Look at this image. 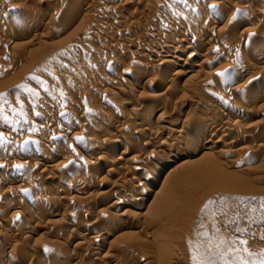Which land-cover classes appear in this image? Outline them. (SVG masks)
<instances>
[{
	"label": "rangeland",
	"instance_id": "rangeland-1",
	"mask_svg": "<svg viewBox=\"0 0 264 264\" xmlns=\"http://www.w3.org/2000/svg\"><path fill=\"white\" fill-rule=\"evenodd\" d=\"M192 1H187L188 6L175 4L169 7L172 0H123L122 2L125 6V10L115 19V16L109 12L110 8L117 6L115 0L99 1L97 9L99 8L102 11L98 9V13L85 10L83 6L84 0L75 1L76 3L73 4L71 8L69 7L70 0H0V11L2 9L4 11L7 10V12L16 10L15 20L12 23H7L5 19L2 20V23L5 21L2 25L5 27V30L8 31L3 33L4 35L0 40L2 41L0 42V69H2L0 70V94H3L0 96V130L6 133L3 135L4 142L0 143V162H8V165L0 167V195L3 194L6 196L4 199L5 202H3V200L0 202V228H9L10 232L12 231L2 236V238L0 236V264H7L8 253H12V257H15L13 256L15 254V258H19V260L14 258L16 260L14 264H45L46 262H51L50 259L56 256L57 260H55V264H88L91 260L93 264H143L145 259L141 258L139 260L143 253L140 252L139 256L137 252L139 250L147 251V249L154 253L152 254L151 251H149L153 257H151V260L150 258L149 260L147 259L148 262L146 261L147 263L145 264H171V262L175 264H193V255H195L198 260H204L206 264H212V262H214V264H258L259 260L262 259L260 253L264 252V207H261L262 203H264V105H262L264 104V99H259L260 102L257 103L256 101L253 102L254 97H252V89L246 91L237 87V85L239 86L242 81L247 80V78L253 74L258 73L261 75V78L264 76V59H258L255 53L260 46L262 48L264 45L260 42H264V17L254 19L251 15L248 16L250 12H245L247 14L244 12L241 13L239 9V13L236 8L241 5H248L247 7H249L250 11L255 10V8L263 9L264 0H213V2H217V4L221 3L222 5L217 6L218 8L215 7V9L209 7V3L212 2V0ZM236 5L238 7H236ZM220 7L222 9H220ZM76 9H78L77 11L81 10L79 16H75ZM193 9H195V11H193ZM99 11H101V14ZM174 12H180L181 15L174 16ZM64 13H66V15ZM83 13H85L84 16L87 17L81 16ZM238 14L241 15L239 16ZM25 16L28 22H24V25L21 26V20ZM50 16H54L52 20H49ZM245 16L246 18H244ZM115 20L120 21V23H113ZM238 21L244 24V26H242L243 28H239L241 23ZM102 23L105 24L108 29L110 28L109 31L112 34L125 32L126 29L127 31H132L135 28H141L140 31L145 30L147 33L146 35L144 34L143 37L146 39L140 42L138 41L136 47L130 48L132 52L135 50L138 51L139 48L144 49V52L132 56L130 52L122 53V50L119 51L118 49H114L112 46V43H114L113 40L119 37L98 36L100 39H97L98 37H96L97 35L95 34L96 30H93V26L91 27V25H102ZM201 23L207 24L208 26L210 25L209 29L211 28L213 31L209 33L207 29L205 32L208 33L202 34V36L208 41L210 39L209 45L211 47L214 46V48H212L215 51L212 49L208 56L205 55V58H203L204 56L199 59L195 58V61L198 59V62L204 65L202 64V67L195 68L192 72L195 76L193 78L195 79L194 84L189 85L184 83L185 79H178L174 84L175 87L172 88L173 91L169 94L170 96L167 102L166 100H160L157 103H153L152 97L150 98V96L155 93H164L167 86V82L158 83L157 81H152V77L157 74L161 76L164 74L160 65L159 68L157 67L161 59H159L160 57H158V55L154 54L156 51L155 48L164 42L163 37L167 32L173 31V34L178 38V36L195 31V24ZM37 24H44V26H47L43 29L42 33L44 37L40 40L38 37H34L36 34L32 31L33 26ZM231 26L233 30L235 29V33L239 34L240 32H244L241 39V43H243H240L241 47L239 46L234 52L228 51L229 44L232 45L236 43L238 45V42L230 37L232 33ZM90 27L91 29H89ZM17 29L19 30L17 31ZM243 29L245 31H243ZM90 30L94 34L90 33ZM227 31H230V34L229 32L227 33ZM227 34L229 36H227ZM253 36L254 38H252ZM246 37H249V40ZM244 38H246V40ZM119 39V42L123 46L129 44L126 37H121ZM253 39H257V41L255 40L256 42L254 41V43ZM242 40H245V43L246 41L249 43L247 42V45L244 46V41ZM220 42H224V44L222 43V45L217 48L219 49L221 47V49H219V55L215 45H220ZM250 44L253 46L251 49L252 51L249 50L251 47ZM254 44H258L259 47L256 48V45L254 47ZM223 45H227V47L224 46L227 50L223 49ZM165 46L163 55L172 51L174 48V45L171 43ZM242 49L247 53L244 59L239 60L238 52ZM97 50H102V54L98 55ZM223 50H225V53H223ZM227 51L228 53H226ZM248 52L250 53L248 54ZM176 55L181 59H173L171 65L175 63L182 64L183 60L186 61L187 55L189 54L179 53ZM254 55L256 57H253ZM116 59H118L119 65L114 63ZM204 59H207L205 60L206 62ZM240 61L242 62L240 63ZM207 63H211V66L215 64V66L211 67ZM146 64L147 66H145ZM103 75L108 77V80L112 79V81H114V79H116V83L114 85L106 83L108 80L105 79L106 77L103 78ZM33 77H35V79H33ZM260 77L259 79H261ZM117 78L136 80L134 86L128 89L129 86L123 81L117 80ZM100 79H102V81H100ZM105 80L107 81L104 82ZM100 82L102 83L100 84ZM258 83H260V80ZM119 89H122V91L123 89L124 91L126 90V95L119 96ZM91 101H100V104H97L100 109L98 108L99 110H95V106L94 109L93 107L89 109L88 107ZM125 102L129 105H138V107L140 106L142 109L149 106H153V108L157 106L156 109L158 111L156 116L163 115V117L165 116L167 119V122L163 124V126L171 125L175 120L183 123L184 126L189 123L197 124L198 122H195L196 120H198L199 123H208V120L212 118V123L219 124L227 122L230 127L228 130H224L225 132L219 130L218 127H214L210 130V135L207 136V143L205 140L196 142L195 145H193L195 146L193 151L196 150L195 154H197V156H199L200 152L197 150L198 148L200 149V147L205 144L211 145V141L216 140L217 137L223 141V144L220 143L215 145L210 151L212 152L210 153L211 156L207 154L208 156L206 155V158L204 157L198 164H190V167L187 165L188 168L185 165V167L182 166V168L179 159H176L177 161L173 158L170 159L171 155L168 154L170 145L162 147L161 149H153L152 146H150L140 151L141 146L137 143L138 140L135 141L133 147L135 150L137 148V150L132 152V156L137 155L141 158L146 157L145 160H152V158H154L153 151L160 150L159 152H163L160 153V155L162 154L161 158L163 162L167 160L175 161L176 172L173 171L174 173L171 174V176L170 173L172 172H170L169 169H164V172H162L154 188L155 191H158V188L159 191H161L160 186L166 187L167 193L165 194L166 197L164 198L162 211L157 213L156 217H145V219L143 217L137 220V223L136 220L133 221L128 218H120L124 223L126 222L125 224L123 223L125 227L128 225L130 229L123 230V227H116L119 231L117 230L118 232H114L116 229L115 227L112 228L111 232L113 234L109 240L99 243L98 245L99 250L96 256L102 260V262L99 260L95 261L93 259L94 255L92 256L84 245L86 235H84L81 230H73L71 228L73 226L68 225L66 228L60 227V229L56 227V224L59 222L61 224V221H63L60 214H62L61 212L64 210L63 207H65V205L71 207L72 205L78 206L80 204L79 210H76L74 213V215L78 214L74 216V223L79 222L78 224L85 228L90 226L93 222H98L97 230L99 231H97L96 234H100L104 229L108 228L104 225V221L106 220L107 222L112 218L110 217L107 220L104 214L106 212L111 214L115 213L118 216L117 212L120 209V204L124 200V197L118 198L119 196H114V194L111 193L113 182L119 184L121 181L124 182L137 174H139L141 179L146 178L144 174L140 175L139 172H136L137 174L135 172L132 173L130 170L131 173L129 172L128 174L126 172L123 174L124 171L121 170L122 173L119 171L121 174L116 175L117 177H108L106 170L109 163L102 164V162H97L99 154L93 152L89 153L87 151L84 152L85 150L81 148L84 145H82V142H84L83 139L86 142L88 139L92 138L97 140V143H101L103 140V137L98 136L99 132L95 130L91 124V121L98 115V112H102L100 114H105V118H108L110 115L117 113L120 104L127 105ZM208 103L209 105L213 104L212 106H215L214 112L209 119L208 117L206 118L204 111ZM230 104L234 107L228 108V106H231ZM242 108L248 109L250 111L249 114L243 115V113H241ZM94 110L98 112L95 113ZM67 112L74 114L76 119H80V122L76 123L74 118L68 116ZM37 113H39V115H37ZM125 113L119 115L120 118L118 119L120 122L122 121L121 124L123 123L126 127L127 125L128 127L131 126L129 125L132 124L131 122L135 124V121H133L135 114L131 113L130 116H128L129 113ZM106 115L109 116L106 117ZM156 116L153 117V121L156 119ZM57 120L65 121L66 132H60L59 134V132L44 131V125L46 126L48 123L52 125ZM136 122L138 124L140 123L139 121ZM80 123H88V125H81ZM89 124L91 127L88 128L87 126H89ZM148 127L147 125V128ZM5 129L8 131L6 132ZM90 130L92 132L97 131L98 133L92 134ZM175 132L173 134H175ZM52 134L58 137L55 136L53 139L54 136ZM73 134H75L76 137H74ZM122 134L123 133H119L117 135V140H119V142H117V145H119V152L122 151V144L125 142L124 140L126 138L125 135ZM6 136L10 138L7 139ZM179 143L175 148L177 151L184 154L185 151H187L184 147V141L180 139ZM136 144L139 145V147ZM53 147L56 148V151H58L57 149H59V151L61 150L57 152L60 155H58L59 158H56ZM223 151L225 152L221 153ZM177 155H175V157ZM68 156H70L69 159ZM80 157H84L87 160L89 159L88 161L96 166V171L98 172H96L97 174H91L89 171L88 175L83 179L84 183H80L83 187L85 185V187L95 192L94 196L88 199V202H85L86 204L81 202L83 196L75 191L76 186L79 185V183L75 182L76 176H80L83 170H80L81 167L78 165L68 164L71 158L77 159ZM38 159H47L52 162L55 160L52 163V165H54V163L57 165V169L55 170L64 173L65 179L67 176L68 180H66H70V184L73 185L71 187L62 188L64 186V181L54 180V176L56 177L58 174H56V171L53 174H48L47 172L41 174L40 169H31L32 165ZM23 162L27 164L23 165ZM177 163L181 169H179ZM70 167H73L74 170L71 169L73 171H69ZM75 168H78V171H76ZM58 169L60 171H58ZM39 173L41 177L38 175ZM176 173L179 175H176ZM36 174L38 176H36ZM122 175H124V177H122ZM166 175L168 177L167 179ZM173 175L174 183L173 181L171 182V180H173ZM33 176L36 178L32 179ZM104 176L106 177L105 179ZM175 176H181L180 181L179 177L176 178ZM119 178H121V181H118ZM47 181L57 184H55V189L53 191H59V195L57 193L55 204L50 208V210L57 212V216L47 217L40 212H36L41 214L44 218L40 217L39 220L28 219V224H26L25 221L14 217L11 210L6 208V212L4 203H7V201L14 207L18 203V208H15L23 212H27L30 204L38 202L40 198L46 201L47 197L49 198L53 194V191L52 194L50 191L46 193L47 191L45 189L43 191V184ZM33 189H35V191H33ZM29 191L33 192L30 193ZM40 191L43 193L42 195ZM46 194L50 196H46ZM43 195L44 197L42 198ZM156 197L158 196L154 198L149 197L147 205L150 202L152 205L153 202L157 201L158 198ZM86 209L89 211L87 215ZM36 213L34 212V214ZM112 215L116 217V215ZM24 222L27 225L26 227ZM15 223L16 226L18 225V229ZM23 224L24 227L22 228ZM35 224H37L36 227L34 226ZM19 228L23 230L21 229L20 232ZM140 228H144V230L149 229L143 232L138 230ZM50 229L56 230L54 238L56 241L58 240V244H56V246L53 245V248L50 243H52L54 239L50 237ZM58 229L61 230L60 232L64 229L63 231L65 233H60ZM13 230H15L14 234ZM125 232L128 234L123 235ZM136 240L138 242H136ZM241 241H246V243H241ZM22 244L23 246L26 244L25 249L21 248ZM110 245L113 247L111 248ZM46 248L48 251L44 250ZM21 249L26 251L22 254L20 252ZM51 250H53V252ZM19 254L22 255L20 256ZM49 254L50 259L47 258ZM124 258L125 260H123ZM120 260H123V263Z\"/></svg>",
	"mask_w": 264,
	"mask_h": 264
},
{
	"label": "bare ground",
	"instance_id": "bare-ground-1",
	"mask_svg": "<svg viewBox=\"0 0 264 264\" xmlns=\"http://www.w3.org/2000/svg\"><path fill=\"white\" fill-rule=\"evenodd\" d=\"M26 1V0H25ZM28 1V0H27ZM41 1V0H40ZM71 2H69L70 3V8L71 7H73V4H75L76 2L75 1H77V0H70ZM99 1H101V0H84V4H83V6L85 7V10H88V12L89 11H94V12H96V13H98V9H97V4H98V2ZM123 0H115V2L117 3V6H113V8H110V10H109V12L113 15V16H115V19H116V17L118 18V15L119 14H121V12L123 11V10H125L124 9V4H123V2H122ZM134 1V0H133ZM187 1H192V0H187ZM215 1V0H214ZM20 2V1H19ZM23 2V1H22ZM126 2V1H125ZM131 2V1H130ZM193 2V1H192ZM68 3V4H69ZM83 3V2H82ZM194 3V2H193ZM209 3V2H208ZM127 4H128V1H127ZM188 4V3H187ZM215 5L216 7L217 6H222L221 5V3L220 4H217V2L215 3V2H213V0H212V2H210L209 3V7L210 8H212L211 7V5ZM236 4V3H235ZM235 4H234V6H235ZM244 4V3H243ZM114 5H116V4H114ZM27 6V5H26ZM248 6V5H247ZM247 6H245V5H241L240 7H238L237 5H236V7H238V8H236V9H240V12L242 13V12H250V14H248V16H250L251 15V17H253L254 19L255 18H258V17H264V8L263 9H256L255 8V10H252V11H250L249 10V7H247ZM66 7V6H65ZM80 7V6H79ZM261 7H263V6H261ZM16 8V7H15ZM83 8V7H82ZM218 8V7H217ZM1 9V8H0ZM22 9V8H21ZM63 9V8H62ZM61 9V10H62ZM79 9H81V8H79ZM220 9H222L221 7H220ZM219 9V10H220ZM251 9V8H250ZM68 10V9H67ZM71 10V9H70ZM78 9H76V12H75V16H79L80 15V12H81V10L80 11H77ZM83 10V9H82ZM99 10H101V9H99ZM233 10H234V8H233ZM2 11V12H1ZM0 11V34H1V36H0V40H1V37H3V33L6 31L5 30V27L2 25V24H4L5 23V21L2 23V20L3 19H5V20H7L6 22L7 23H12L14 20H15V16H16V10H13L12 12H7V10H1ZM102 11V10H101ZM101 11H99V13L101 12ZM218 11V10H217ZM64 12V11H63ZM70 12V11H69ZM239 12V11H238ZM239 12V13H240ZM67 13V12H66ZM66 13H64L65 15H66ZM86 13V12H85ZM85 13H83L81 16H83V17H87V16H84L85 15ZM123 13V12H122ZM101 14V13H100ZM109 14V13H108ZM245 14H247V13H245ZM43 15V14H42ZM72 15V14H71ZM88 15H89V13H88ZM98 15V14H97ZM239 16L241 15V14H238ZM242 15H244V14H242ZM68 16V15H67ZM235 16V15H234ZM48 17H49V15H48ZM54 17V16H53ZM52 16H50V18H49V20L51 19L52 20V18H53ZM65 17V16H64ZM120 17V16H119ZM230 17V16H229ZM237 17V16H236ZM113 18V17H112ZM241 18V17H240ZM243 18V17H242ZM244 18H246V16L244 17ZM243 18V19H244ZM87 19V18H86ZM119 19H121V18H119ZM88 20V19H87ZM249 20V19H248ZM252 20V19H251ZM262 20V19H261ZM68 21V20H67ZM234 21V20H233ZM24 22H28V20H26V16L25 17H23L22 18V20H21V26H23L24 24ZM100 22V21H99ZM120 23V21H118V20H115V21H113V23ZM235 22V21H234ZM233 22V23H234ZM239 22V21H238ZM90 23V22H89ZM96 23H97V21H96ZM110 23H111V21H110ZM122 23V22H121ZM174 23V22H173ZM198 23V22H197ZM239 23H241V22H239ZM26 24V23H25ZM123 24V23H122ZM172 24V23H171ZM176 24V23H175ZM174 24V25H175ZM259 24H261V23H259ZM6 25V24H5ZM45 25H46V23H45ZM48 25V24H47ZM173 25V26H174ZM237 25H239V24H237ZM94 28H93V27ZM172 26V25H171ZM177 26V25H176ZM195 26H196V28H195V31H191V32H189V33H186V34H183V35H181V36H178V38H177V36H175V34H173V31H169V32H167L165 35H164V37H163V41L164 42H162V44H160V45H158V47H156L155 49H156V51H155V53L154 54H156V55H158V57H160L159 59H161V62H159L157 65V67L159 68V65H160V67L162 68V72L164 71V74H162V76L160 75V74H157L156 76H154V77H152V81L154 80V81H157L158 83H164V82H167V86H166V92L164 91V93H155V94H153V95H151L150 96V98L152 97V102L153 103H157V102H159L160 100H166V102H167V99L169 98V94L171 93V91H173L172 90V88L173 87H175V82L176 81H178V79H185L184 80V83H186V84H194L195 82V79H193L195 76L192 74V72L195 70V68H197V67H202V64L203 63H199L198 61V59L199 58H201L202 56H204L203 58H205V55L206 56H208L209 54H210V52H211V50L214 48V46H210L209 45V41H210V39H209V41L206 39V38H204L203 36H202V34H206V33H210V31H212L211 30V28L209 29V27H210V25L208 26L207 24L205 25V24H195ZM213 26V25H212ZM242 26H244V24L243 23H241L240 24V26H239V28L240 27H242ZM45 27H47V26H44V24H37L36 26H33V32H34V34H36V36H34V37H38L39 38V40L42 38L43 39V37H44V35H43V29H45ZM89 27V26H88ZM88 27H86V28H88ZM91 27H92V29L93 30H96L95 31V34L97 35L96 37H98V36H105V37H112L113 36V38L114 37H119V38H121V37H126L127 39H128V42H129V44L127 45V46H123L120 42H119V38L118 39H115V40H113L114 41V43H112L113 45V47H114V49H118L119 51L120 50H122V53H127V52H130V55L132 54V56H134V54H135V56H136V54L138 55V54H141L142 52H144V49H140L139 47V50L137 51V50H135L134 52H132L131 50H130V48H132V47H136V43L139 41H143V39H146V38H144L143 37V35L145 34L146 35V31L145 30H143V31H140V29L141 28H135L134 30H132V31H127V29H126V31L124 32H118V33H110V31H109V29L107 28V26L105 25V24H103L102 23V25L101 24H94V25H91ZM91 27L89 28V29H91ZM232 27V26H231ZM19 28V27H18ZM175 28V27H174ZM173 28V29H174ZM243 28V27H242ZM255 28H257V27H255ZM7 29V28H6ZM158 29V28H157ZM172 29V30H173ZM208 29V32H205L206 30ZM213 29V28H212ZM247 29V28H246ZM19 29H17V31H18ZM86 30H88V29H86ZM258 30H259V27H258ZM264 30V29H263ZM8 31V30H7ZM6 31V32H7ZM15 31V30H14ZM122 31V30H121ZM234 31V32H233ZM242 31V30H241ZM243 31H245L244 29H243ZM255 31V30H254ZM48 32V31H47ZM90 33H93V32H91V30L89 31ZM205 32V33H204ZM213 32V31H212ZM229 32V34H230V31H227V33ZM232 33L230 34V37H231V39H233V40H236L237 42H238V45L236 44V43H233L232 45H230L229 44V47H228V51H236L237 49H238V47L240 46V43H241V39H242V36H243V33L244 32H240L239 34L238 33H235V29L233 30V27H232V31H231ZM260 32V31H259ZM263 32V31H262ZM88 33V32H87ZM108 33H110V34H108ZM247 33V32H246ZM261 33V32H260ZM264 33V32H263ZM6 34V33H5ZM13 34V33H12ZM16 34V33H15ZM14 34V35H15ZM94 34V33H93ZM217 34V33H216ZM219 34H220V32H219ZM226 34V33H225ZM254 34V33H253ZM245 35H247V34H245ZM256 35V34H255ZM260 35V34H259ZM95 36V35H94ZM148 36V35H147ZM213 36V35H212ZM227 36H229L228 34H227ZM249 36V35H248ZM251 36V35H250ZM8 37V36H7ZM11 37V36H10ZM100 37H98L97 39H100ZM226 37V36H225ZM13 38V37H12ZM219 38V37H218ZM218 38H216V39H218ZM247 38V37H246ZM246 38H244L245 40H246ZM252 38H254V36L252 37ZM259 38V37H258ZM257 38V39H258ZM263 38H264V34H263ZM35 39V38H34ZM248 40H249V37L247 38ZM257 39H253V42L256 40L257 41ZM220 40V39H219ZM245 40H242V41H244V46L245 45H247V42L248 41H246V43H245ZM252 40V39H251ZM250 40V41H251ZM145 41V40H144ZM232 41V40H231ZM255 41V42H256ZM0 42H2V41H0ZM3 42H5V41H3ZM254 42V43H255ZM259 42V41H258ZM261 43H262V45L264 44V42H262V41H260ZM173 44L174 45V48H173V50L172 51H169V52H167V54H165V55H163V49H164V46L167 44V45H169V44ZM219 43V42H218ZM223 44H224V42H222ZM222 43L220 42V45H218V44H216L215 46V48H216V51H217V53L219 54V49H221V47L219 48V49H217L218 48V46H221L222 45ZM243 43V42H242ZM241 43V44H242ZM249 43V42H248ZM138 44V43H137ZM225 44H226V41H225ZM258 44H260V43H258ZM258 44H254V47H255V45H256V48L257 47H259V45ZM135 45V46H134ZM249 45V44H248ZM258 45V46H257ZM261 45V44H260ZM227 47V45H223V47ZM250 46H251V44H250ZM166 47V46H165ZM222 47V48H223ZM225 47L223 48V49H225ZM241 47V46H240ZM252 47L253 46H251L250 47V49L249 50H251L252 49ZM137 48V49H138ZM244 48V47H243ZM240 49V48H239ZM248 49H247V51H248ZM95 50V49H94ZM225 50H227V48L225 49ZM225 50H223L224 52L223 53H225ZM96 51V50H95ZM95 51H93V52H95ZM117 51V50H116ZM191 51V52H190ZM193 51V52H192ZM213 51H215L214 49H213ZM220 51H222V50H220ZM228 51L226 52V53H228ZM252 51V50H251ZM250 51V52H251ZM2 52V51H1ZM102 52V50L100 51V50H97V54L98 55H100V54H102L101 53ZM250 52H248V54L250 53ZM96 53V52H95ZM189 54V55H187V59H186V61H184L183 60V62L182 61H180V62H182V64H180V63H175V64H172L171 65V63H172V61H173V59H176V58H178L177 57V55L176 54ZM214 53V52H213ZM222 53V54H223ZM247 53V52H246ZM246 53H245V50L243 51V49L240 51L239 50V52H238V56H239V60H241V59H244V57L246 56ZM255 53H256V56L258 57V59H264V45H263V47L261 48V46L259 47V49H258V51L256 50L255 51ZM217 54V55H218ZM129 55V54H128ZM148 55V54H147ZM156 55H154V56H156ZM160 55V56H159ZM220 55V54H219ZM182 56V55H181ZM225 56V55H224ZM227 56V55H226ZM255 55L253 56V57H256ZM212 57V56H211ZM216 57V56H215ZM134 58V57H133ZM195 58H198L196 61H195ZM252 58V57H251ZM119 59V58H118ZM118 59H116V60H114V63L115 64H118L119 65V62H118ZM178 59H181L180 57L178 58ZM205 60H207V59H204V61ZM212 60V59H211ZM237 60H238V58H237ZM203 61V62H204ZM214 61V60H213ZM178 62V61H177ZM206 62V61H205ZM242 61H240V63H241ZM0 63H1V61H0ZM212 63V62H211ZM211 63H207L208 65H210ZM114 64V65H115ZM140 65H142V64H140ZM204 65V64H203ZM206 65V64H205ZM144 66V65H143ZM145 66H147V64L145 65ZM207 66V65H206ZM211 66V65H210ZM209 66V67H210ZM212 66H215V64H212ZM211 66V67H212ZM218 66V65H217ZM139 67H141V66H139ZM156 67V66H155ZM240 67V66H239ZM141 68H143V67H141ZM146 68V67H145ZM155 69H157V68H155ZM235 69V68H234ZM0 70H2V69H0ZM158 70V69H157ZM198 71V70H197ZM2 72V71H1ZM264 73V72H263ZM134 74V73H133ZM132 74V75H133ZM264 75V74H263ZM261 75H259L258 73L257 74H253V75H251V76H249V78H247V80H245V81H242L241 82V84L238 86L237 85V87H240L241 89H244V90H251L252 89V94H253V96L252 97H254V100H253V102H255L256 101V103L257 102H260V100L259 99H264V76L261 78L260 77ZM104 77H106V76H104L103 75V78ZM259 77L261 78V79H259ZM118 78H120V77H118ZM117 78V80H119V81H123L124 83H126L127 84V86H129L128 87V89H131L133 86H134V83H135V80L136 79H128V80H126V79H118ZM133 78H134V76H133ZM154 78V79H153ZM105 79H109L108 77H106ZM99 80V79H98ZM104 80V79H103ZM107 80H105L104 82H106ZM150 80V79H149ZM148 80V81H149ZM169 80V81H168ZM237 80V79H236ZM260 80V83H258V81ZM100 81H102V79H100ZM138 81V80H137ZM151 81V80H150ZM97 82V81H96ZM103 82V83H104ZM146 82V81H145ZM102 82H100V84H101ZM106 83H108V84H110V85H114L115 83H116V79H114V81H112V79H110V80H108ZM106 83H104V84H106ZM202 83H203V81H202ZM258 83V84H257ZM109 85V86H110ZM221 86V85H220ZM131 87V88H130ZM223 87V86H222ZM236 87V88H237ZM219 88V87H218ZM230 89V88H229ZM233 89H235V88H233ZM238 89V88H237ZM120 90V91H119ZM118 91H119V93H118V95L120 96H123V95H126V93L127 92H125L124 91V89H123V91H122V89H119ZM79 91V90H78ZM98 91V90H97ZM129 91V90H128ZM159 91V90H158ZM225 91V90H224ZM230 92V91H229ZM229 92H227V93H229ZM128 93H130V92H128ZM79 94V93H78ZM230 94V93H229ZM250 96V95H249ZM120 98V97H119ZM250 99H252V98H250ZM117 100V99H116ZM199 100V99H198ZM259 100V101H258ZM113 101H115V100H113ZM100 102V101H99ZM98 101H91V103L89 104V109L91 108L92 109V107H93V109H94V106H95V110H99L100 108L98 107V105L100 104ZM120 102V101H119ZM249 102H250V100H249ZM262 102V101H261ZM115 103V102H114ZM130 103V102H129ZM255 103V104H256ZM82 104V103H81ZM98 104V105H97ZM120 104V103H119ZM125 104H127V102H125ZM225 104V103H224ZM93 105V106H92ZM96 105H97V107H96ZM129 104H127V105H124V104H120V106L118 107V111H117V113L116 114H114V115H110V117H108V118H105V114L104 115H102V114H100V113H102V112H98V115L91 121V124H92V127H94L95 128V130H97L96 132L99 134L98 136L100 137H103L102 139L101 138H99V139H101L102 141H101V143L100 142H96L97 140H95V139H88L86 142H85V140L83 139V141L84 142H82V145H83V147H81V148H83L85 151L84 152H89V153H96V154H99V156H98V158H97V162H102V164L103 163H106V164H108V168H107V170H106V174H107V176L108 177H115L116 175H120L122 172H121V170L122 171H124L123 172V174H125V172L128 174L130 171H132V173H136V172H139L140 173V175L141 174H144V176H146V178L144 179H141L140 178V176H139V174H137V175H135V176H133V177H131V178H128V180H123L124 182H122L121 181V178H119L118 179V181H121V183H114L113 182V184H112V186L113 187H111V193H113L114 194V196L115 195H117V196H119L118 198H123L124 197V200H123V202L120 204V209H119V211H120V213H119V211L117 212L118 213V216H117V214H115V213H112V214H114V215H116V217H113V215L111 214V213H105L104 215H105V219H107L108 220V218H110V217H112L111 219L113 220V222H112V220H111V222H110V220L109 221H107L106 222V220L104 221V225H106L108 228H106V229H104L100 234L98 233V234H96L97 233V231H99V230H97V226H98V222H93L92 224H90V226H88V227H85V228H83V227H81L80 226V224H78V223H74V216H76V215H78V214H75L74 215V213L76 212V210H79V205L78 206H67V205H65V207H63L64 208V210H62V214H60L61 215V219L63 220V221H61V224H60V222L59 223H57L56 225V227H58V228H62V227H64V228H66V226L68 225V226H73V227H71L73 230H81V232L82 233H84V235H86V240H85V247H86V249L88 250V252L89 253H91V255L94 257L93 259L95 260V261H101L102 262V260H100L96 255H98V250H99V248H98V245H99V243H103V242H105V241H107V240H109V238L111 237V235L113 234L112 232H111V230H112V228H114L115 227V229L116 230H114V232L115 231H117L118 229L116 228V227H123V230H129L130 228H128V225L125 227V223L122 221V219H120V218H125V219H132L133 221L134 220H136V223H137V220H140V219H142L143 217H144V219H145V217H147V218H151V217H156L157 216V213H160V211H162V205L164 204V198L166 197V187L164 188V186H160V190L161 191H159V188H158V191L156 190L155 191V186H156V183H157V180L159 179V177L162 175V172H164L163 170L164 169H169V171L170 172H172V173H170V175L171 174H173L174 172H176L175 171V168H176V166H175V161H172V160H167V161H164L163 162V159L161 158V155H160V153L162 152H159L160 150H158V151H153V155H154V158H152V160H145L146 159V157L145 158H141L140 156H137L136 154V156H132L131 154H132V152L135 150L134 149V147H133V145H135V144H133L135 141H137V143L141 146V149H140V151H142L143 149H145V148H147V147H150V146H152V148L153 149H161L162 147H165V146H167V145H170V149H168L169 151H168V154L169 155H171V158L170 159H174V160H176V159H179V161H180V166L182 167V166H186L187 168H188V166L190 165V164H198L199 163V161L200 160H202V159H204V157L207 155V154H209V156H211L210 155V153H212V152H210L211 150H212V148L213 147H215V145H217V144H223V141L222 140H220V138H218L217 136V139L216 140H210L211 141V145H207V144H205V145H203L202 147H200V149L198 148H196L197 150H199L200 152H199V156H197V154H195V151H193V149H195V146H193V145H195V143L196 142H201V141H203V140H205V142H206V140H207V136L208 135H210V130L211 129H213L214 127H218V129L219 130H228L229 129V124L227 123V122H222V123H219V124H216V123H212L211 122V119L210 120H208L209 119V117L210 116H212V114H213V112H214V107L215 106H212L211 104L209 105V103H208V106L206 107V110H204L205 111V115H206V118L208 117V123H199V121L198 120H196L195 122H198L197 124H191V123H189L188 125H186V126H184L183 125V123H180V122H178V120L176 121L175 120V122L174 123H170L171 125H165V126H163V124H165L166 122H167V119H166V117L164 116L163 117V115H159V116H156V114H157V109H156V107L155 108H153V106L151 107V106H149V107H146V108H141L140 106L138 107V105H129ZM153 105V104H152ZM157 105V104H156ZM231 105V104H230ZM262 105H264V104H262ZM102 106V105H101ZM118 106V105H117ZM221 106V105H220ZM233 105H231V106H228V108L230 107H232ZM217 107V106H216ZM222 107V106H221ZM234 107V106H233ZM97 108V109H96ZM99 108V109H98ZM245 108V107H244ZM222 109V108H221ZM233 109V108H232ZM231 109V110H232ZM94 110V111H95ZM147 110V111H146ZM230 110V109H229ZM235 110V109H234ZM264 110V109H263ZM70 111V110H69ZM74 112V111H73ZM96 111H95V113H97ZM115 112V111H114ZM125 112H127V113H129V115L128 116H130V114L131 113H133V114H135L134 115V117H133V121H135V124H133L134 122H131L132 124H129V125H131V126H129L128 127V125H127V127L126 126H124L123 125V123L121 124V122H120V120L118 119V118H120L119 117V115L121 114V113H125ZM249 110L247 109H241V113H243V115L244 114H249ZM68 113V116L70 117V118H74V121H76V123H79L80 121V119H76V117L74 116V114H72L71 112H67ZM92 113V112H91ZM111 113V112H110ZM127 113H125V114H127ZM86 115V114H85ZM107 116H109V115H106V117ZM128 116H126V117H128ZM156 116V119L153 121L152 119H153V117H155ZM68 117V118H69ZM81 117V116H80ZM121 117H122V115H121ZM79 118V117H78ZM137 118V119H136ZM203 118V117H202ZM237 118V117H236ZM76 119V120H75ZM83 119V118H82ZM128 120V119H127ZM136 121H139L140 123L138 124ZM213 121V120H212ZM50 122V121H49ZM55 122V121H54ZM65 122V121H64ZM64 122L63 121H61V120H57L54 124H52V125H49V123H48V125L46 124V126L44 125V127H43V129H44V131L45 130H48V131H54L55 133L57 132H59V134H60V132H66V130H65V124H64ZM86 122V121H85ZM90 122V121H89ZM126 122V121H125ZM182 122V121H181ZM234 122V121H233ZM237 122V121H236ZM137 123V124H136ZM81 124V123H80ZM83 124H85V123H83ZM83 124H81V125H83ZM126 124V123H125ZM232 124V123H231ZM85 125H88V123H86ZM147 125L149 126L148 128H147ZM6 126V125H5ZM11 126V125H10ZM77 126V125H76ZM233 126V125H232ZM88 128L89 127H91L90 126V124H89V126H87ZM6 128H7V126H6ZM84 128V127H83ZM2 129V128H1ZM40 129V128H39ZM42 129V130H43ZM244 129V128H243ZM4 130V129H3ZM82 130V129H81ZM175 130H176V132H175ZM5 131H6V129H5ZM8 131V130H7ZM6 131V132H7ZM10 131V130H9ZM91 131V130H90ZM81 132V131H80ZM96 132H92L91 131V133L93 134H95ZM175 132V134H173ZM225 132V131H224ZM227 132V131H226ZM96 133V134H97ZM119 133H123L122 135H125V137L127 138H125V142L122 144V151H118V148H119V145H117V142H119V140H117V135L119 134ZM245 133H247V132H245ZM0 134H2V135H5L6 133H4L3 131H1L0 130ZM76 134V133H75ZM75 134H73V136L74 137H76L75 136ZM88 134V133H87ZM89 134H90V132H89ZM53 135V134H52ZM64 135V134H63ZM79 135H81V134H79ZM257 135V134H256ZM54 136V137H53ZM52 137H53V139L55 138V136L56 137H58L57 135H53ZM60 136V135H59ZM92 136V135H91ZM98 136H96V137H98ZM120 136V135H119ZM118 136V137H119ZM7 137V139H9L8 138V136H6ZM90 137V136H89ZM93 137V136H92ZM225 137V136H224ZM227 137V136H226ZM46 138V137H45ZM81 138V137H80ZM82 138H84V137H82ZM35 139V138H34ZM33 139V140H34ZM183 140L184 141V147L187 149V151H185V153L183 154L182 152H179V151H177V149L175 148V146L176 145H178V143H179V140ZM222 139V138H221ZM72 140V139H71ZM80 140V139H79ZM82 141V140H81ZM78 142V141H77ZM181 142V141H180ZM183 143V142H182ZM182 143H179V144H182ZM207 143V142H206ZM74 144H75V142H74ZM119 144V143H118ZM137 145V144H136ZM139 145H137L138 147H139ZM50 146V145H49ZM70 146V145H69ZM41 147V146H40ZM39 147V148H40ZM74 147V146H73ZM183 147V148H184ZM59 148V147H58ZM136 148V147H135ZM53 152H54V154L56 155V158H59V154L57 153L58 151H59V149H57L58 151H56V148H54L53 147ZM185 149V150H186ZM230 149V148H229ZM136 150H137V148H136ZM135 150V151H136ZM139 150V149H138ZM231 150V149H230ZM236 150V149H235ZM61 151V150H60ZM59 151V152H60ZM152 151H151V153H152ZM226 151H227V149H226ZM229 151V150H228ZM52 152V153H53ZM179 152V153H178ZM198 152V151H197ZM225 151H223V152H221V153H224ZM230 152V151H229ZM233 152V151H232ZM118 153V154H117ZM163 153V152H162ZM214 153V152H213ZM178 154V155H177ZM217 154V153H216ZM28 155H29V153H28ZM59 155V156H58ZM144 155V154H143ZM175 155H177L176 157H175ZM219 155V154H218ZM44 156V155H43ZM52 156H53V154H52ZM62 156V155H61ZM70 156H72V155H70ZM70 156H68V159H69V157ZM132 156V157H131ZM208 156V155H207ZM75 157V156H74ZM153 157V156H152ZM18 158V157H17ZM28 158V157H27ZM43 158V157H42ZM54 158V157H53ZM62 158V157H61ZM64 158V157H63ZM206 158V157H205ZM220 158H221V156H220ZM225 158V157H224ZM25 159V158H24ZM29 159H30V157H29ZM50 159V158H49ZM55 159V158H54ZM53 159V160H54ZM66 159V158H65ZM26 160V159H25ZM56 160V159H55ZM54 160V161H55ZM89 160V159H88ZM86 158H84V157H80V158H71V160H69L68 161V164H70V165H78V166H80L81 167V169L80 170H83V172H82V174H80V176H76L77 178H76V181L75 182H77V183H79V185L78 186H76V190L75 191H77V193H80V195L81 196H83L82 197V201L81 202H83V203H85V202H88L87 200L88 199H91V197L92 196H94V191H92V190H90V189H88L87 187H85V185H84V187L82 186V184L84 183L83 181V179H84V177H86L87 175H88V173H89V171L91 172V174H97L98 172L96 171L97 169H96V166L94 165V164H91V162L90 161H88ZM217 160V159H216ZM53 161V162H54ZM177 161V160H176ZM52 161H49V160H47V159H44V160H36L35 161V163L32 165V168L31 169H40V173L41 174H43V173H45V172H47L48 174H53V173H55V171H56V177L54 176V180L55 181H64V186L62 187V188H67V187H71L73 184H70V180L69 181H67L68 179H67V176H66V179H65V174L64 173H62V172H57V170H55V169H57V165H55V163H54V165H52V163H53ZM65 162V161H64ZM17 163H18V161H17ZM22 163V162H21ZM61 163V162H60ZM14 164V163H13ZM19 165H20V163H18ZM25 164H27L26 162H23V165H25ZM97 164V163H96ZM101 164V163H100ZM178 164V163H177ZM5 165H8V162H5V163H1L0 162V167H3V166H5ZM23 165H21V166H23ZM60 165V164H59ZM99 165V164H98ZM188 165V166H187ZM68 166V165H67ZM75 166V167H76ZM178 166H179V164H178ZM180 166H179V169H181L180 168ZM184 166V167H185ZM198 166V165H197ZM203 166V165H202ZM233 166V165H232ZM190 167V166H189ZM183 168V167H182ZM71 169H73V167H70V170L69 171H73V170H71ZM76 169V171H78L77 169L78 168H75ZM198 169H199V167H198ZM130 170V171H129ZM176 170H178V169H176ZM200 170V169H199ZM25 171V170H24ZM58 171H60L59 169H58ZM75 171V172H76ZM99 171V170H98ZM121 173H120V172ZM174 171V172H173ZM180 171V170H179ZM203 171V170H202ZM201 171V172H202ZM31 172V171H30ZM97 172V173H96ZM40 173L38 174L39 176H40ZM71 173V172H70ZM77 173V172H76ZM131 173V172H130ZM178 173V172H177ZM176 173V175H179V174H177ZM179 173H182V172H179ZM200 173V172H199ZM72 174V173H71ZM73 174H75V173H73ZM78 174V173H77ZM37 174H36V176H38ZM76 175V174H75ZM132 175V174H131ZM180 175H182V174H180ZM172 176V175H171ZM6 177V176H5ZM41 177V176H40ZM90 177V176H89ZM92 177V176H91ZM117 177V176H116ZM119 177V176H118ZM122 177H124V175H122ZM176 178H178L179 177V181H180V179H181V176H175ZM36 177L35 176H33V178L32 179H35ZM106 177L104 176V179H105ZM165 178V177H164ZM168 177H167V175H166V179H167ZM175 178V179H176ZM38 179V178H37ZM44 179V178H43ZM70 179V178H69ZM89 179V178H88ZM165 179V180H166ZM173 180H171V182L173 181V183H174V175H173V178H172ZM4 180V179H3ZM6 180V179H5ZM23 180V179H22ZM50 180V179H49ZM103 180V179H102ZM52 181V180H51ZM51 181H47V182H44V184H43V191H44V189L47 191H45L46 193H49V191L51 192V194H52V191L55 189V182H51ZM88 181V180H87ZM5 182V181H4ZM8 182V181H7ZM17 182V181H16ZM30 182V181H29ZM73 182V181H72ZM102 182V181H101ZM76 183V184H77ZM80 183H82L81 185H80ZM92 183V182H91ZM95 184V183H94ZM163 184V183H162ZM22 185H24V184H22ZM27 185V184H26ZM33 185V184H32ZM57 185V184H56ZM60 185V184H59ZM62 185H63V182H62ZM75 185V184H74ZM166 185H168V184H166ZM87 186V185H86ZM96 186V185H95ZM34 187V186H33ZM41 187V186H40ZM75 187V186H74ZM91 187V186H90ZM20 188V187H19ZM26 188V187H25ZM35 188V187H34ZM36 188H37V186H36ZM56 188H57V186H56ZM59 188V187H58ZM61 189V188H60ZM59 189V190H60ZM74 189V188H73ZM58 190V189H57ZM67 190V189H66ZM66 190H64V191H66ZM8 191H10V190H8ZM33 191H35V189H33ZM33 191H31V192H33ZM37 191V190H36ZM39 191V190H38ZM63 191V192H64ZM68 191H69V188H68ZM71 191H72V188H71ZM134 191H136V192H134ZM6 192V191H5ZM28 192V191H27ZM30 192V191H29ZM30 192V193H31ZM59 192V191H58ZM57 191H53V194L50 196L49 194H46V196L48 195V196H50L49 198L47 197V200L46 201H43V200H41V198H40V196H39V200H38V202H35V203H32V204H30V207H29V210H27V212H23L20 208H21V206H20V210L21 211H19V210H17V208H18V206H19V204L17 203V205L15 206V207H17V208H15L14 206H11L10 205V203L7 201V203H4L5 204V210H6V212H7V209L8 210H11V212H12V214L14 215V217H18L19 219H21L22 221H25L26 222V224H28L27 223V221H28V219H31V220H39L40 219V217H43V216H41V214H39V213H36V212H40V213H42L43 215H46L47 217L48 216H51V217H55V216H57L56 214H57V212L56 211H52V210H50V208H51V206L53 205V204H55V201H56V196H57V193H58ZM61 192H62V190H61ZM13 193V192H12ZM40 193H41V195L43 194L41 191H40ZM40 193H38V194H40ZM37 194V195H38ZM97 194V193H96ZM34 195V194H33ZM58 195H59V193H58ZM45 196V197H46ZM155 196H158V197H156V198H158V200L157 201H155V202H153V204L151 205V202L147 205V202L149 201L148 199H149V197H152V198H154ZM5 195H0V202L3 200V202H5L4 201V199H5ZM44 197V195L42 196V198ZM229 197H230V195H229ZM228 197V198H229ZM37 198V197H36ZM75 198V197H74ZM78 198H80V197H78ZM38 199V198H37ZM230 199V198H229ZM8 200V199H7ZM13 200V199H12ZM71 200V199H70ZM76 200V199H75ZM80 200V199H79ZM163 201V202H162ZM22 202V201H21ZM78 203H80V202H78ZM14 204H16V203H14ZM86 204V203H85ZM13 205V204H12ZM75 205H76V203H75ZM112 205H114V204H112ZM4 206V205H3ZM84 206V205H83ZM7 208V209H6ZM25 208V207H24ZM62 208V209H63ZM27 209V208H26ZM52 209H54V208H52ZM82 210V209H81ZM3 211H4V208H3ZM25 211V210H24ZM67 211H70V212H67ZM83 211V210H82ZM82 211H80V212H82ZM86 211V215L89 213V211H88V209H86L85 210ZM5 212V213H6ZM34 212L36 213V214H34ZM1 213V212H0ZM45 213V214H44ZM47 213V214H46ZM11 215V214H10ZM102 216V215H101ZM12 218V217H11ZM44 218V217H43ZM50 218V217H49ZM159 218V217H158ZM2 220V219H1ZM15 220V219H14ZM56 220V219H55ZM52 221V220H51ZM98 221V220H97ZM129 221V220H128ZM11 222V221H10ZM25 222H24V224H25ZM33 222V221H32ZM49 222V221H48ZM106 222V223H105ZM143 222V221H142ZM6 223V222H5ZM18 223H20V222H18ZM37 223V222H36ZM41 223V222H40ZM124 223V224H123ZM14 224V223H13ZM24 224H23V226H22V228L24 227ZM25 224V227L27 226ZM52 224H53V222H52ZM100 224V223H99ZM141 224V223H140ZM145 224V223H144ZM152 224V223H151ZM9 225V224H8ZM30 225H31V223H30ZM29 225V226H30ZM44 225V224H43ZM54 225V224H53ZM124 225V226H123ZM15 226H16V223H15ZM14 226V227H15ZM21 226V225H20ZM35 227L37 226V224H35L34 225ZM142 226V225H141ZM140 226V227H141ZM171 226V225H170ZM169 226V227H170ZM10 227H11V225H10ZM13 227V226H12ZM17 227V229H18V225L16 226ZM51 227V226H50ZM53 227V226H52ZM129 227H130V225H129ZM21 228V229H22ZM60 228V229H61ZM127 228V229H126ZM132 228H133V226H132ZM2 229V230H1ZM21 229L19 228V230H20V232H21ZM149 229V228H148ZM147 229V230H148ZM0 236H1V238H2V236H4L5 234L7 235L8 234V232H10V229L9 228H0ZM23 230V229H22ZM51 231H50V237H53V242L52 243H50L51 244V247L53 248L54 246H56V244H58L57 242H58V240L56 241V239L54 238L55 237V231L56 230H54V229H50ZM59 230V229H58ZM57 230V231H58ZM64 229H62V232H64L63 231ZM139 231H147V230H144V228H140V229H138ZM15 230H13V234L15 233L14 232ZM17 231V230H16ZM61 230H59V232H60ZM119 231V230H118ZM117 231V232H118ZM138 231V232H139ZM12 232V231H11ZM10 232V233H11ZM23 232V231H22ZM58 232V233H59ZM62 232H60V233H62ZM79 232V231H78ZM132 232V231H131ZM137 232V233H138ZM65 233V232H64ZM130 233V232H129ZM136 233V234H137ZM22 234V233H21ZM63 234V233H62ZM120 234V233H119ZM118 234V235H119ZM124 234H128V233H123V235ZM135 234V235H136ZM19 235V234H18ZM47 235V234H46ZM121 235H122V233H121ZM122 235V236H123ZM83 236V235H82ZM120 236V235H119ZM118 236V237H119ZM5 238V237H4ZM121 238V237H120ZM117 239V238H116ZM122 239V238H121ZM19 241V240H18ZM15 242H17V241H15ZM110 242V241H109ZM108 242V243H109ZM121 242V241H120ZM136 242H138L137 240H136ZM113 243V242H112ZM116 243V242H115ZM114 243V244H115ZM130 243V242H129ZM16 244V243H15ZM24 244V243H23ZM23 244H22V249L24 248L25 249V246H26V244H25V246H23ZM49 244V245H50ZM122 244V243H121ZM127 244V243H126ZM54 245V246H53ZM104 245V244H103ZM128 245V244H127ZM29 246V245H28ZM59 246V245H58ZM57 246V247H58ZM111 246V245H110ZM118 246V245H117ZM124 246V245H123ZM130 246V245H129ZM33 247H34V245H33ZM51 247H49V248H51ZM56 247V248H57ZM113 246H111V248H112ZM133 247V246H132ZM119 248V247H118ZM129 248V247H128ZM21 249V253L23 254L25 251L24 250H22ZM31 249V248H30ZM38 249V248H37ZM122 249V248H121ZM14 250H15V248H14ZM28 250V249H27ZM33 250V249H32ZM31 250V251H32ZM45 250V249H44ZM50 250V249H49ZM57 250V249H56ZM58 250H60V249H58ZM23 251V252H22ZM52 252H53V250H51ZM108 251V250H107ZM122 251V250H121ZM149 251H151V250H149ZM148 251V249H147V251H138L137 253H138V255L140 254V252L141 253H143V254H141V256H140V258H139V260L141 259V258H143V259H145L144 261V263L143 264H145V263H147L148 262V260H149V258H150V260H151V257H153V256H151L153 253H152V251H151V253ZM177 251V250H176ZM45 252V251H44ZM127 252H128V250H127ZM172 252V251H171ZM16 253V252H15ZM19 253V252H18ZM60 253V252H59ZM125 253V252H124ZM174 253V252H173ZM22 254H19L20 256L22 255ZM43 254V253H42ZM47 254V253H46ZM45 254V255H46ZM51 254V253H50ZM50 254L49 255H47V258H49V256H50ZM57 254V253H56ZM61 254V253H60ZM63 254V253H62ZM66 254V253H65ZM64 254V255H65ZM18 255V256H19ZM30 255V254H29ZM52 255H53V253H52ZM63 255V256H64ZM67 255V254H66ZM122 255V254H121ZM175 255H176V253H175ZM2 256V255H1ZM13 256H15L16 257V255L14 254ZM17 256V257H18ZM27 256V255H26ZM89 256H90V254H89ZM104 256V255H103ZM15 257H12V253H8V258H7V264H14V263H16V260L15 259H18L19 260V258H15ZM31 257V256H30ZM52 257V256H51ZM57 257V256H56ZM55 257V258H56ZM135 257V256H134ZM176 257V256H175ZM15 258V259H14ZM25 258V257H24ZM33 258V257H32ZM31 258V259H32ZM47 258H45V259H47ZM55 258H49L50 259V261L51 262H46L45 264H55V260H57V258L55 259ZM105 258V257H104ZM128 258V257H127ZM137 258V259H138ZM6 259V258H5ZM48 259V260H49ZM134 259H136V258H134ZM142 259V260H143ZM148 259V260H147ZM40 260V259H39ZM67 260V259H66ZM109 260H110V258H109ZM123 260H125V258L123 259ZM123 260L121 261L122 263H123ZM43 261V260H42ZM46 261V260H45ZM147 261V262H146ZM92 262V260L88 263V264H93V263H91ZM126 262V261H125ZM35 263V262H34ZM41 263H43V262H41ZM67 263V262H66ZM95 263V262H94ZM127 263V262H126ZM39 264V263H38ZM44 264V263H43ZM60 264H62V263H60ZM118 264V263H117ZM121 264V263H120ZM171 264H175L174 262H171ZM178 264V263H177Z\"/></svg>",
	"mask_w": 264,
	"mask_h": 264
},
{
	"label": "snow or ice",
	"instance_id": "snow-or-ice-1",
	"mask_svg": "<svg viewBox=\"0 0 264 264\" xmlns=\"http://www.w3.org/2000/svg\"><path fill=\"white\" fill-rule=\"evenodd\" d=\"M175 4H183L185 6H188L187 0H172L171 4H169V7H172ZM211 7L213 9H215L216 6L213 4V5H211ZM193 11H195V9H193ZM237 11H239V10H237ZM173 15L174 16H180L181 13L180 12H174ZM33 79H35V77H33ZM2 95L3 94H0V96H2ZM37 115H39V113H37ZM3 142H4L3 135L0 134V143H3ZM17 167H19V166H17ZM261 207H264V203H262ZM241 243H246V241H241ZM45 251H48V249L46 248ZM260 255H261L262 259L259 260L258 264H264V252H261ZM192 260H193V264H206V262L204 260H198V258L195 255H193ZM212 264H214V262H212Z\"/></svg>",
	"mask_w": 264,
	"mask_h": 264
}]
</instances>
